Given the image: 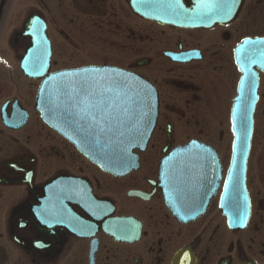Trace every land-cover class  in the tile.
I'll list each match as a JSON object with an SVG mask.
<instances>
[{
  "label": "flooded vegetation",
  "instance_id": "obj_1",
  "mask_svg": "<svg viewBox=\"0 0 264 264\" xmlns=\"http://www.w3.org/2000/svg\"><path fill=\"white\" fill-rule=\"evenodd\" d=\"M238 1L228 0L230 11ZM241 1L234 18L192 29L162 19L174 0H0V264H264V0ZM141 9L162 11L150 19ZM31 20L47 76L111 67L154 88L158 117L146 149L134 151L136 169L101 170L43 122L34 108L43 79L20 66L36 32H25ZM243 51L257 81L250 147L235 160L249 216L232 227L220 203ZM191 142L212 155L186 165L198 170L183 174L193 183L178 194L163 187L160 163Z\"/></svg>",
  "mask_w": 264,
  "mask_h": 264
},
{
  "label": "water",
  "instance_id": "obj_2",
  "mask_svg": "<svg viewBox=\"0 0 264 264\" xmlns=\"http://www.w3.org/2000/svg\"><path fill=\"white\" fill-rule=\"evenodd\" d=\"M241 2L239 0L236 3L237 9L227 15H216L213 10L204 8L201 1L190 0L189 6L177 8L174 0L171 10L169 9L166 14L167 17L164 15L162 19L167 18L169 21L167 24L174 27L203 28L205 25L226 18V20L234 18ZM160 11L162 10L141 9L137 13L146 18L157 19L156 12ZM39 27V25L33 26L32 20L25 25L26 33L30 34L31 28L36 32L32 35V47L27 51L20 66L29 79H43L34 107L40 113L43 122L101 170L123 176L136 169L138 157L134 151L142 153L146 149L158 117L157 95L154 88L139 76L110 67H88L47 76L48 58L36 57L42 51V41H44ZM245 59V51H243L238 55L237 64L242 78L231 116V131L234 135L233 161L226 178L227 189L225 182L220 203L221 211L226 215L228 225L232 227L245 223L249 216L248 200L244 192L243 163L235 162L236 159L245 158L247 155L253 130L252 112L257 81L256 74L245 66ZM65 73L78 75H64ZM246 88H252L251 102L248 106L242 107L238 100L243 94L248 93L245 91ZM101 100L113 105L105 109L106 116H121V110L128 107L135 109L132 119L123 124L113 121L116 126L112 131H107V121L102 120L99 115L95 119L91 116L85 118V112L88 111L85 105ZM244 117H246V129L242 128ZM101 127L106 131L102 133ZM209 151V147L191 142L171 152L160 163L159 178L163 187L177 189L178 194H181V189L193 183L191 180L186 183L183 174L198 170L196 167L185 168L186 165H198L200 162L198 163L197 158L200 160L201 157L212 155ZM214 173L218 181V166L214 168ZM165 198L168 205H175L167 193ZM198 212H203V209ZM194 218L196 217L188 216L184 220H194Z\"/></svg>",
  "mask_w": 264,
  "mask_h": 264
},
{
  "label": "snow or ice",
  "instance_id": "obj_3",
  "mask_svg": "<svg viewBox=\"0 0 264 264\" xmlns=\"http://www.w3.org/2000/svg\"><path fill=\"white\" fill-rule=\"evenodd\" d=\"M205 7L209 10H213L216 15H227L231 10V4L228 2V0H214L212 3H206ZM211 18V17H209ZM245 43H248V41H245ZM254 43H261L260 41H256ZM64 75H78L77 73H65ZM135 103V101H133ZM113 105L110 104L106 100H101L98 102H92L85 105V108L88 109V111L85 112V118L88 116H91L93 119L96 118L97 115L100 116V118L104 121H107V131H112L113 127L116 125L113 124V121H116L118 124H123L126 121H129L132 119L135 109H129L128 107H124L121 110V116L116 117H109L105 115V109L112 107ZM82 111H85L82 109ZM246 117L242 118V128L246 129ZM100 131L103 133L106 131L104 127L100 128ZM122 134V133H121ZM227 189V182L225 185Z\"/></svg>",
  "mask_w": 264,
  "mask_h": 264
},
{
  "label": "rangeland",
  "instance_id": "obj_4",
  "mask_svg": "<svg viewBox=\"0 0 264 264\" xmlns=\"http://www.w3.org/2000/svg\"><path fill=\"white\" fill-rule=\"evenodd\" d=\"M260 132H261V123H258L257 134L260 133Z\"/></svg>",
  "mask_w": 264,
  "mask_h": 264
}]
</instances>
